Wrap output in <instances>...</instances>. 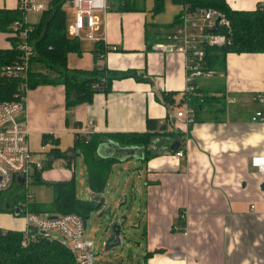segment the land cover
<instances>
[{"label":"crops","instance_id":"0c3cea01","mask_svg":"<svg viewBox=\"0 0 264 264\" xmlns=\"http://www.w3.org/2000/svg\"><path fill=\"white\" fill-rule=\"evenodd\" d=\"M5 1L0 7L17 6V0L9 4ZM226 1L237 9H252L264 3ZM97 13L101 22L93 34L103 39L89 38L83 30L79 38L81 51L68 52L67 66L102 68L111 77L110 89L97 91L91 101L72 106L65 104L61 82L29 85L26 91L28 143L33 157L43 164L36 169L40 180L48 183L72 176L78 180L74 156L81 158L82 153L76 146L80 140L76 132L86 127L88 120H92L91 134H99L100 143L115 141L113 133L149 131L152 138L147 149L131 150L134 156L130 154L122 161L119 157L126 156L122 152L110 156L115 158L112 169L121 162V169L129 174V158L141 160L135 173L144 180V186L134 187L139 197L128 196L133 201L130 211L124 212L119 206L118 214V208H113L117 206L115 201L109 208L105 203L99 208L100 214H108L105 217L109 223L127 213L125 223L138 228L141 264H264V171L251 162L252 156L264 155V120L252 119L258 110H264V101L256 98L264 91V51H229L220 75L218 69L209 77L196 78L197 88L215 96L202 105L194 121L186 122L176 116L185 95L184 55L152 47L156 42L152 41L153 33L160 31L146 27V16L139 6L119 10L112 0L107 12ZM146 33L150 48L146 46ZM0 34V47H10L9 33ZM99 44L104 51L95 60L93 50ZM37 68L55 75L40 63ZM210 77L218 81L208 83L214 79ZM168 93L171 99L165 100L163 95ZM147 118L155 120L153 129L148 130ZM177 137L182 155L169 148ZM53 147L66 151V156L53 157ZM102 151L112 148L106 145ZM47 160L51 165L43 167ZM85 173L87 183L82 164V180ZM30 183H23L26 192ZM100 196L87 183L80 197ZM28 200L32 211L30 203L39 201L31 200V196ZM13 203L9 209L4 208L6 214L0 213V227L24 231L23 212L17 211ZM104 233L108 235L109 228ZM110 261L105 260L106 264Z\"/></svg>","mask_w":264,"mask_h":264},{"label":"trees","instance_id":"16d2710c","mask_svg":"<svg viewBox=\"0 0 264 264\" xmlns=\"http://www.w3.org/2000/svg\"><path fill=\"white\" fill-rule=\"evenodd\" d=\"M72 0H49L48 5L41 10L38 18L30 22L28 40L31 42L33 52L30 55V68L28 83L30 86L47 82H61L64 86L65 104L72 106L81 102L91 101L97 91H107L111 86V77L98 66L91 69L70 68L67 66V54L69 51L80 52V40L67 32V12L65 5L71 4ZM172 3L181 5V8L173 16L172 21L165 24L164 31L153 33L152 41L162 40L164 34L170 32L180 20V13L184 6L193 7L214 6L225 13L229 20V27L219 26L215 31L224 32L228 40L222 46H208L205 51L206 67L214 72L225 68V55L229 51H264V3L259 2L252 9H237L231 7L226 0H171ZM119 10L138 9L137 0H115ZM165 0H152L153 13L164 9ZM25 11L18 5L14 8L0 7V32H10V25L16 19H22ZM169 26V27H168ZM146 41L149 35H145ZM10 47H0V65L13 61L18 57L19 49L15 36L7 35ZM148 42V41H147ZM151 43L146 46L150 48ZM94 51L95 60L103 53L102 44L97 45ZM52 70L55 75H49L37 68L38 64ZM203 94V100L192 98L196 109V115L202 105L211 102V93H206L198 88ZM18 91V79L0 74V100L15 99ZM165 100H170V93L163 95ZM147 127L154 128L155 120L147 118ZM164 125L162 124L161 127ZM151 132L113 133L112 137L122 145H141L147 149L150 143ZM45 138V136H44ZM56 143V140H53ZM99 134L92 133L87 142L77 140L76 146L82 153L84 165L87 171V183L89 189L95 194L101 192L111 172L115 158L99 156L97 146L101 142ZM53 157L66 156V151L53 147L50 150ZM51 165L47 160L43 167ZM39 170L33 173L32 182H40ZM53 188V199L49 204L33 202L31 210L35 212H47L49 214H64L74 212L86 219L92 210L99 209L103 204V197L92 199L80 197L76 194V181L70 179L54 180L48 182ZM23 183L14 182L0 194V209L12 205L13 201L25 197ZM7 205V206H6ZM34 237L18 229H4L0 227V264H77L75 256L68 245L60 240L49 237V233L36 232ZM85 236V235H84ZM27 242L23 244V240Z\"/></svg>","mask_w":264,"mask_h":264},{"label":"built area","instance_id":"2783aa9c","mask_svg":"<svg viewBox=\"0 0 264 264\" xmlns=\"http://www.w3.org/2000/svg\"><path fill=\"white\" fill-rule=\"evenodd\" d=\"M74 18L67 24L69 35L81 38L83 30L87 36L96 41L102 40L103 36L93 34L101 20L98 11L107 12L112 0H72ZM21 10L41 12L45 5L39 0H17ZM217 23L219 26H229V20L225 13L214 6L186 7L180 13L177 25L164 34L162 40L152 44L154 49L169 51L174 50L184 55L186 67V86L184 89L183 107L176 111V116L184 118L186 122H192L196 118V109L192 98L203 100V94L198 90L195 79L200 76L212 75L214 71L208 69L205 63V51L208 46H222L228 40L224 32L213 31ZM31 23L26 14L22 19L14 20L10 25L9 35L15 36L18 57L13 61L0 65V74L18 79V91L15 99L0 100V194L14 181L16 175H22L21 182L28 184L33 179V173L43 164L33 157L28 143L29 127L24 109V100L28 90V72L30 68V55L33 52L31 42L28 40V32ZM116 48V46H110ZM110 48V49H111ZM264 101V91L256 95ZM264 120V110H258L252 119ZM92 120H88L86 127L78 130V139L87 142L91 134ZM182 150L175 151L176 155H182ZM251 162L264 171V155H254ZM27 187V186H25ZM29 193H25L23 199L13 203L17 211L23 212L26 236L34 237L36 232L49 233L52 239L60 240L68 245L76 259L77 264H94L93 241L84 236V219L77 213L51 215L49 213H37L29 210ZM15 210V209H14ZM56 231L58 235L52 234ZM27 242L23 240V244Z\"/></svg>","mask_w":264,"mask_h":264},{"label":"rangeland","instance_id":"374dc122","mask_svg":"<svg viewBox=\"0 0 264 264\" xmlns=\"http://www.w3.org/2000/svg\"><path fill=\"white\" fill-rule=\"evenodd\" d=\"M5 1V0H3ZM42 2L45 7L48 5L49 0H39ZM2 2V0H0ZM7 4L14 2V0H6ZM137 4L139 6L140 11L146 16V27L152 30L164 31L165 24L172 21L174 13L181 8V5H177L172 3L171 0H165L164 9L153 13L152 7V0H137ZM66 12H67V19L68 22L72 21L74 18V8L71 4L65 5ZM177 11V12H178ZM26 14L27 20L29 22L35 21L38 16L39 12H31L27 11ZM169 27V26H168ZM1 35V34H0ZM217 75L222 73V70H218ZM209 77V76H207ZM214 78V77H210ZM218 81L217 78L210 79L207 81L208 83H216ZM78 150H80L77 147ZM75 158V165L77 169V177L76 180V194L80 196H84L85 191L87 190V183H86V173L84 174L83 180L81 176L82 172V164L84 165L83 157L74 156ZM121 162H117L114 166L112 171L110 172L108 183L106 184L105 188L100 192L103 197V203H105L106 207L109 208L110 205L116 202L117 206H113V208L117 207V213L120 214L121 209L120 207L125 210L124 212L129 211V201L131 200L128 198V201L123 203L124 200L123 191H127L128 195L131 194L130 186L131 183H134L133 190L135 186H144V180L140 178L138 172L135 173V167L141 164V160H133L129 158V165L130 174H125V172L121 169L120 166ZM84 170V169H83ZM85 171V170H84ZM83 171V172H84ZM124 172V173H123ZM135 173V174H133ZM16 178L18 181L22 180V175L17 174ZM27 192L31 196V200L35 199L39 202H43L44 204H49L53 199V188L49 183L44 181L41 182H32L29 184L27 188ZM136 196L139 197V191L136 190ZM138 201V199H137ZM120 206V207H119ZM6 209L1 208L0 213L6 214ZM42 213L47 214V212L43 211ZM108 214L103 213L100 214V210H92L88 217L86 218V228L84 231L85 237H89L93 241V253L95 254L94 264H106L105 260L107 258H111V263L107 264H141L142 262V254L143 251L141 247L138 245L139 235L136 233V227H133L130 230V241L123 245L124 249H122V245L110 249L108 251L104 250V239L107 236V233H101L105 226L109 223V218L105 217ZM110 230V229H109ZM140 232V231H139ZM52 234L58 235L56 231H51ZM105 237V238H104Z\"/></svg>","mask_w":264,"mask_h":264},{"label":"water","instance_id":"95a60500","mask_svg":"<svg viewBox=\"0 0 264 264\" xmlns=\"http://www.w3.org/2000/svg\"><path fill=\"white\" fill-rule=\"evenodd\" d=\"M217 29V23L214 25V27L212 28L213 31H215ZM106 145H109L112 148V151H108V152H103L102 149L104 147H106ZM143 148V146L141 145H126L123 146L121 144L116 143L115 141H109V143H100L97 146V153L100 156H114L116 154V152H122L123 154H125L126 156L124 157H119V160H124L126 157H128L131 153V150H137L138 148ZM180 147V139L177 137L175 138V140L170 144L169 148L170 150L174 151L177 150ZM134 156V154H132ZM128 173V172H126ZM130 191H131V195H128L127 191H123V196H124V202H127V198L128 196H132V198L136 195V191L133 190V187L130 186ZM131 200L129 201V207L128 209L131 208L133 201ZM130 211V210H129ZM127 213L123 214L119 221H118V216H115L113 218L112 223H110L109 226L105 227L104 230L101 232L104 234V232L107 230V228L110 229V233L106 236V238L104 239V250L108 251L110 249H113L115 247L126 245L129 241H130V230L134 227V225L132 224H127L125 223L126 220V215ZM84 224L86 225V220L84 219ZM122 245V249H124Z\"/></svg>","mask_w":264,"mask_h":264},{"label":"bare ground","instance_id":"6f19581e","mask_svg":"<svg viewBox=\"0 0 264 264\" xmlns=\"http://www.w3.org/2000/svg\"><path fill=\"white\" fill-rule=\"evenodd\" d=\"M30 205H31V203H30ZM30 208H31V206H30ZM52 215V214H51Z\"/></svg>","mask_w":264,"mask_h":264}]
</instances>
